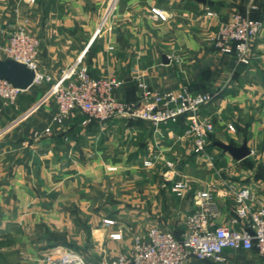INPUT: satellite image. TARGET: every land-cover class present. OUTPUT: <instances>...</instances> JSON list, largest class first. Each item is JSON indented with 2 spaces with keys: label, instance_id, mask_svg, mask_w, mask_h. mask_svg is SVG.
Wrapping results in <instances>:
<instances>
[{
  "label": "crops",
  "instance_id": "0c3cea01",
  "mask_svg": "<svg viewBox=\"0 0 264 264\" xmlns=\"http://www.w3.org/2000/svg\"><path fill=\"white\" fill-rule=\"evenodd\" d=\"M58 1H70L72 5L69 7L81 10L80 0ZM142 1H145V7L140 5ZM255 1L258 9L254 15L264 23V0ZM119 2L117 11L119 6L122 7L121 22L100 39H95L92 27L87 26L84 30L88 32L82 39L89 40L86 45L78 36L81 45H75L77 39L66 33L58 39L60 41L54 37L42 39L39 55L42 70L59 79L73 59L80 56L85 58L83 62L93 76L115 80L118 83L115 97L126 102L139 99L141 80L159 92L188 87L194 93H217L216 100L202 110V115L215 124L207 152L196 151L192 138L185 134L184 117L155 128L144 120L125 117L115 118L104 125L88 123L87 117L78 113L64 126H59L54 121L56 104L48 84H33L23 90L18 98L17 111L0 101V125L3 124L0 134L14 127L25 137L35 134L58 136L76 124H84L92 131L94 128H109L106 140L113 141L118 153L114 158L118 167L145 170L149 166L144 162L152 160L153 164L157 163V157L165 163H173L181 174L171 172L172 180L161 175L151 177L152 184L164 186V189L154 190L151 198L160 202L154 206L149 223L138 222L135 231L138 233L146 232L152 225L180 237L186 230L188 215L196 208L197 193L212 185H221L222 188L225 181L249 188L255 195L256 205L264 206V27L256 37L250 65L237 64L233 52H220L213 45L215 33L234 11L247 9L249 0H206L205 4L197 0ZM17 5V0L0 1L1 57L7 41L1 34L3 30L8 32L17 19L14 13ZM152 9L163 12L165 19L159 18L162 15L156 12L152 13ZM74 23L75 20H66V26H74ZM78 23L80 26L81 22ZM89 25H93L91 20ZM121 137L120 141L115 140ZM216 141L235 146L247 142L252 153L237 161L216 147ZM178 182L186 185L182 194L174 190ZM226 202L228 204L223 205L216 224L232 225L237 230L249 229L248 219L232 223L236 218L233 201L228 199ZM108 226L111 233L121 231L122 239L106 240L108 250L103 254L105 257L99 255L92 264H112L113 257L129 252L133 245L134 237H125L129 235L126 226ZM187 264H264V257L256 249H237L227 250L222 262L190 257Z\"/></svg>",
  "mask_w": 264,
  "mask_h": 264
},
{
  "label": "rangeland",
  "instance_id": "374dc122",
  "mask_svg": "<svg viewBox=\"0 0 264 264\" xmlns=\"http://www.w3.org/2000/svg\"><path fill=\"white\" fill-rule=\"evenodd\" d=\"M249 2L257 7L255 0ZM118 3L80 0L81 10H74L70 1L17 0V19L1 35L7 40L14 30L24 27L36 34L41 44L42 39L58 40L63 33L81 41L87 26L92 27L95 39H100L121 22ZM140 5L145 7V1ZM151 12L162 15L161 19L166 17L159 10ZM66 20L76 23L66 26ZM90 20L93 25H89ZM78 39L75 45H81ZM84 59L74 58L67 70ZM47 84L52 91V83ZM108 129L92 131L76 124L58 136L25 137L15 127L0 134V264H43L45 255L58 247L76 250L92 264L99 255L105 257L106 240L122 239L121 231L111 233L108 219L113 226L129 229L126 239L139 232L135 231L140 220L149 223L154 206L160 202L152 200V194L161 188L152 184L151 177L161 175L170 181L174 178L171 172L178 175L180 169L170 167L161 157L145 170L118 167L113 141L106 140ZM146 226L144 229L152 225ZM120 254L112 258V264Z\"/></svg>",
  "mask_w": 264,
  "mask_h": 264
},
{
  "label": "built area",
  "instance_id": "2783aa9c",
  "mask_svg": "<svg viewBox=\"0 0 264 264\" xmlns=\"http://www.w3.org/2000/svg\"><path fill=\"white\" fill-rule=\"evenodd\" d=\"M257 7L250 3L245 11L236 10L213 36V45L220 52H233L237 64L250 65L256 37L264 27L263 21L252 17ZM41 39L24 27H18L2 47L3 58L25 64L35 71L34 83H52L51 96L56 104L54 121L64 125L78 113L87 117L88 123L104 125L119 117L140 119L155 128L184 117L185 134L192 138L195 149L206 153L215 131L212 120L202 115V110L218 97L217 93H194L188 87L159 92L141 80V95L136 101H121L115 97L118 83L110 78L95 77L83 61L77 62L64 75L55 79L40 66ZM23 90L7 79L0 78V101L18 110V98ZM152 166V160L144 162ZM173 167V163H168ZM185 184L178 182L174 190L179 194ZM221 198H224L222 200ZM233 201L236 218L250 221L249 229L237 230L232 225H217L226 200ZM224 201V202H223ZM113 224V221H107ZM252 250L264 257V206H257L255 195L247 187L225 181L212 185L196 195V208L188 215L186 230L177 237L172 231L152 226L134 236L129 252L118 256L114 264H187L190 257L198 260H225L227 250ZM43 264H89L76 250L58 247L45 255Z\"/></svg>",
  "mask_w": 264,
  "mask_h": 264
},
{
  "label": "water",
  "instance_id": "95a60500",
  "mask_svg": "<svg viewBox=\"0 0 264 264\" xmlns=\"http://www.w3.org/2000/svg\"><path fill=\"white\" fill-rule=\"evenodd\" d=\"M197 1L204 4L206 3V0ZM164 61L168 62V59L164 57ZM0 78L9 80L15 87L21 90H27L34 83L35 71L21 62L9 58H2L0 56ZM214 145L221 148L226 153H229L232 158L237 161L246 159L252 153L248 148L247 142H244L241 146H235L231 143L216 141ZM249 232L254 234L251 229H249Z\"/></svg>",
  "mask_w": 264,
  "mask_h": 264
},
{
  "label": "trees",
  "instance_id": "16d2710c",
  "mask_svg": "<svg viewBox=\"0 0 264 264\" xmlns=\"http://www.w3.org/2000/svg\"><path fill=\"white\" fill-rule=\"evenodd\" d=\"M254 12H255V11H253V13H252V17L256 19L257 17L254 15Z\"/></svg>",
  "mask_w": 264,
  "mask_h": 264
}]
</instances>
